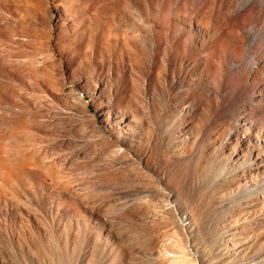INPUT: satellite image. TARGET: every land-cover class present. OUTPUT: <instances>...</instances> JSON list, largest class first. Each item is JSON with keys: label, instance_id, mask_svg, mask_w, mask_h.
<instances>
[{"label": "rangeland", "instance_id": "rangeland-1", "mask_svg": "<svg viewBox=\"0 0 264 264\" xmlns=\"http://www.w3.org/2000/svg\"><path fill=\"white\" fill-rule=\"evenodd\" d=\"M0 264H264V0H0Z\"/></svg>", "mask_w": 264, "mask_h": 264}]
</instances>
